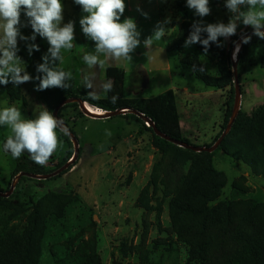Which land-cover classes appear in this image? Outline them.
<instances>
[{
    "label": "rangeland",
    "instance_id": "374dc122",
    "mask_svg": "<svg viewBox=\"0 0 264 264\" xmlns=\"http://www.w3.org/2000/svg\"><path fill=\"white\" fill-rule=\"evenodd\" d=\"M62 3L63 23L73 21L74 31L79 33L82 31L79 20L84 13L75 9L74 0ZM125 3L121 22L125 18L135 20L141 44L131 54V62L107 60L103 67L123 65L124 97L128 103L150 100L172 87L183 137L190 145H213L221 131L231 85L221 73L217 55L224 48L234 61L241 36L250 26L239 23L231 47V36L221 37L223 46L211 44L205 53L202 45L201 51L195 44L185 47V40L194 21L227 24L232 13L225 7V0H209L211 12L203 18L187 7L186 0H125ZM168 18L171 21L164 26L172 28L171 33L146 48L143 41L153 34L158 23ZM203 35L206 38V34ZM180 37L183 38L182 53L197 54L204 72L212 79H221L223 88L206 87L192 76L189 67L179 65L180 54L167 48L174 46ZM83 39L86 52L94 51V42L84 34ZM41 43L46 50L47 40L43 38ZM38 47L40 53L42 48ZM76 49L79 51V43ZM21 50L23 57H29L28 49ZM40 59L37 58L38 65L43 63ZM261 59H264V41H254L247 50L245 67L238 80V112L250 115L264 107ZM81 64L80 56L73 61L76 80ZM138 65L154 72H145L151 77L150 82L142 84V90L136 89L137 94L132 95L131 87L140 85L134 74ZM62 67L66 70L65 65ZM100 69L97 66L91 71L98 74ZM26 71L33 77L26 82L27 97L12 100L11 104L5 89L0 88V108L14 105L25 118L35 119L46 106L38 98L33 68L26 67ZM232 85L234 88L233 81ZM184 87L198 97L187 98L182 92ZM56 101L51 100L50 105ZM76 105L62 106L60 115L77 139L78 157L66 175L50 180L26 177L17 183L13 174L18 163H24L27 170L46 175L64 166L63 162H70L73 142L64 131L59 133L62 146L45 166H39L26 152L16 159L3 151L8 130L0 128V190L6 191L0 192V254L11 264H93L94 259L100 264H205L203 259L190 256V245L173 233L169 214L170 204L175 199L204 203L208 208L204 220L207 224L213 223L225 207L230 208L236 219H242L254 208V223L264 229V178L254 175L243 162L222 152L215 153L208 163L206 156L183 148L178 151L160 149L149 131L142 134L140 142L136 138L122 142L129 132L137 131L141 123L121 117L128 114L126 112L109 119L90 118ZM228 143L245 145V136L233 135ZM88 144L93 153L86 150ZM108 148L112 151L110 160L103 153ZM189 180H194L195 189L185 196L184 187ZM178 221L193 227L201 224V219L178 217ZM28 242L31 248L27 251ZM24 260L27 262L23 263Z\"/></svg>",
    "mask_w": 264,
    "mask_h": 264
},
{
    "label": "clouds",
    "instance_id": "9594fccd",
    "mask_svg": "<svg viewBox=\"0 0 264 264\" xmlns=\"http://www.w3.org/2000/svg\"><path fill=\"white\" fill-rule=\"evenodd\" d=\"M74 3L84 13L79 20L82 33L95 44L94 51L82 57L88 69L82 70V83L85 88L92 89L89 92L91 98L97 99L96 74L91 70L97 66L102 68L107 60L131 62V54L141 44V33L133 18H125L121 22L126 9L125 0H74ZM186 5L201 18L211 12L209 0H186ZM225 7L232 13L227 24H205L202 19L194 21L184 46L199 43L205 53L211 44L222 47L219 38L227 39L235 35L239 23L250 26L253 35L264 40V0H225ZM63 10L62 0H0V85L11 83L19 86L33 79L17 55L18 40L35 41L39 35L47 40L49 48L42 57L43 63L37 66V72L43 74L36 78L39 80L37 90L70 87L67 81L72 79V73L62 67L63 52L76 47L75 31L73 21L63 23ZM21 13L27 17V23H22ZM144 15L147 16L146 13ZM170 21L171 18H168L157 24L153 34L143 41L146 48L171 33L172 28L164 26ZM28 25L33 30L31 37L23 36L20 31L21 27ZM203 34H206V38ZM250 39V36H245L243 43H248ZM33 50L38 51V45L28 44L30 54ZM101 87L104 93L110 92L113 87L111 80L103 82ZM117 99V96H112V103ZM0 128L8 130L3 151L16 159L26 152L39 166H45L62 146L59 133L64 129L59 119L47 108L42 107L35 119H31L25 118L14 105L4 106L0 108Z\"/></svg>",
    "mask_w": 264,
    "mask_h": 264
},
{
    "label": "trees",
    "instance_id": "16d2710c",
    "mask_svg": "<svg viewBox=\"0 0 264 264\" xmlns=\"http://www.w3.org/2000/svg\"><path fill=\"white\" fill-rule=\"evenodd\" d=\"M64 0H62L63 2ZM76 10H80V6H75ZM253 31L250 27L245 33ZM244 33V34H245ZM243 34V35H244ZM242 37V36H241ZM251 39L248 43H242L239 47L237 54L235 55L234 63L236 67L238 80L241 77L245 63L246 53L252 42H262L260 38L255 35L250 36ZM234 36H231L230 47L232 46ZM183 38H177L174 46L168 47V51H174L180 54V65L190 68L192 76L198 81L202 82L206 87L211 88H223L222 80L212 79L203 70L199 57L197 54L184 55L183 50ZM196 49L201 51V44L196 43ZM39 50H33L28 58H25V66L27 68H33L36 86L39 84V80L36 79L41 76V73L37 72V58ZM218 62L220 63V70L223 77L230 81V90L227 102L225 103V112L223 116V122L221 125V131L214 138V142L220 136L221 132L225 129L233 109L234 103V88L232 85L233 78V62L230 60L229 54L225 53V49L222 48L217 55ZM261 66L264 67V59L260 61ZM105 81L111 80L112 90L107 92L105 98L92 99L88 94L84 86L76 85L73 79L68 83L70 87L68 89L55 88L38 91L39 100L44 103L49 111H53L55 107L66 99L78 98L86 104L96 107L100 112H114L117 110H128L121 117L130 118L141 123L144 130L149 131L153 136V141L156 147L164 150L178 151L181 148L165 141L164 139L156 136L152 127H146L145 122L135 116L132 111H136L148 118L153 126L166 136L176 141H181L189 144V141L182 136L179 116L176 109L175 100L172 95V90H168L163 94H160L150 100H139L134 103H128L124 98V71L117 67H107L104 71ZM4 88L8 100L12 103L15 99H24L22 97L19 86L0 85ZM117 96L118 99L115 103H112L111 97ZM57 99V101L50 105V101ZM76 103H69L66 107H76ZM60 115V110L58 112ZM245 136L246 144H229L228 139L231 136L239 135ZM68 141V138L65 136ZM69 142V141H68ZM206 145L204 147H210ZM189 151V150H187ZM192 152V151H190ZM222 152L226 156L231 157L235 161H241L246 164L256 176L264 178V107H259L252 111L250 115L242 112H238L236 115L232 127L229 133L224 137L218 148L212 153H196L206 156L207 162L210 163L211 158L215 153ZM195 153V152H194ZM79 154V153H78ZM77 154V157H78ZM77 159V158H76ZM75 160L70 159L71 165L59 174V176L66 175L72 167L75 165ZM66 161L63 162V165ZM29 173L40 175L35 171L27 170L24 163H18L17 169L14 171L13 176L16 177L20 173ZM53 178V177H52ZM50 178V179H52ZM25 176H20L17 183ZM49 179V180H50ZM222 187L223 183L220 184ZM195 189L194 180L186 182L184 187L185 196H189ZM1 193L6 191L0 190ZM199 197L206 198L202 194H198ZM16 197V196H15ZM210 201V200H209ZM170 223L173 229V233L183 242L190 245V256L203 259L205 264H264V229L259 228L254 223V208L251 209L242 219H236L229 207H225L222 214L215 217L213 223L207 224L204 222L205 217L208 214V208L204 203L198 201L193 202L189 199L178 200L175 199L170 204ZM178 217H185L189 220L201 219V224L197 227L191 225H184L181 221H178ZM31 248V243L28 242L26 250ZM24 260L23 263H26ZM0 264H11L9 259L0 254ZM93 264H100L97 259L93 260Z\"/></svg>",
    "mask_w": 264,
    "mask_h": 264
},
{
    "label": "crops",
    "instance_id": "0c3cea01",
    "mask_svg": "<svg viewBox=\"0 0 264 264\" xmlns=\"http://www.w3.org/2000/svg\"><path fill=\"white\" fill-rule=\"evenodd\" d=\"M81 10V9H80ZM79 11V10H78ZM21 21H22V23H27V17L23 14V13H21ZM20 31H21V34L23 35V36H26V37H28V36H31L32 34H33V30L31 29V26L30 25H28L27 27H21V29H20ZM41 39H43V38H41L39 35H37L36 36V39H35V41H24V40H18V52H17V55L20 57V56H22V50H21V48H25V49H28V44H32V43H34V44H36V45H40V48H42V49H40V53H39V55H38V58H41L42 59V57L45 55V54H47V51H48V48H49V44H48V42H47V46H48V48L46 49V50H44L43 49V44L41 43ZM79 43V51L76 49V47H77V44ZM84 43H85V41H84V39H83V33H82V31H80L79 30V33L76 31L75 32V44H76V47H74L72 50H70V51H65V52H63V57H64V60H63V65H65L66 66V71H71V73H72V79L74 80V82L76 83V85H81V86H84L83 85V83H82V75H83V71H88V69H87V66L86 65H84V63L83 64H81L80 65V73H79V75H78V79L76 80L75 78H74V74H73V61H75V59L77 58V57H79L80 56V58H82L83 57V55L85 54V53H87L86 52V50H85V48H84ZM29 52V51H28ZM29 55H30V53H29ZM22 59H23V62H24V64H25V58H28V57H21ZM40 59V60H41ZM43 60V59H42ZM41 63V62H40ZM58 63V62H57ZM178 63H179V59H178ZM62 65V66H63ZM179 65H180V63H179ZM108 67V66H107ZM107 67H103V68H101L100 70H99V72H98V74H96V84H97V87L95 88V93H96V95L98 96V99H101V98H105V95H106V93H104L103 92V90H102V87H101V85H102V83L103 82H105V77H104V71H105V69L107 68ZM114 67H117V68H120V69H122L123 71H124V67H123V65L121 64V65H119V64H116V65H114ZM83 70V71H82ZM145 72H147V73H149V74H151V73H153L154 71L153 70H151V69H148L147 71L145 70V68L144 67H142L141 65L139 66L138 65V68H137V72H135L134 74L136 75V78H138V80L140 81L139 82V88H136L135 86H132L131 87V94L132 95H136L137 93H135V90L137 89V90H139V92L142 90V87H143V85L145 84V85H147L149 82H150V79H151V77L150 78H148L149 76H147L146 75V73ZM124 76H125V71H124ZM126 77V76H125ZM125 77H124V92H123V96H124V93H125ZM156 77V76H155ZM70 81V80H69ZM69 81H67V83L69 82ZM36 82V81H35ZM25 84V85H24ZM143 84V85H142ZM0 88H2V87H0ZM19 88H20V91H21V94H22V97H24V98H26L27 97V95H26V89H27V86H26V82L25 83H23V84H20L19 85ZM4 89V88H3ZM52 89H55V88H52ZM86 90H87V92H88V94H89V92L90 91H92V89H87L86 88ZM168 90H172V87L171 88H167L166 90H164L163 92H161L160 94H163L164 92H166V91H168ZM36 91H37V87H36ZM132 91H134V92H132ZM172 91H174V90H172ZM6 92V91H5ZM182 92H184V95H186V97L187 98H197L198 97V94H196V93H192V92H190L186 87H184L183 89H182ZM32 94H33V91H32ZM6 95H7V93H6ZM36 97V95H34V98ZM7 98H8V95H7ZM39 98V97H38ZM125 98V97H124ZM9 101V100H8ZM12 104V103H11ZM123 115V114H122ZM141 131H143V133H140ZM142 134H147V131L146 130H144L143 128H142V126H140L138 129H137V131H131V132H129V135L128 136H126L125 138H123L122 139V142H125V143H128V141L130 140V138H136L137 139V142H140L141 141V139H142ZM183 136V135H182ZM91 150L90 152H92V149H91V145H86V150ZM89 153V152H88ZM93 153V152H92ZM104 155L107 157V158H109L108 160H110V158L112 157L111 155H112V151H111V149L110 148H108V149H106L104 152ZM105 163H107L108 164V161H106Z\"/></svg>",
    "mask_w": 264,
    "mask_h": 264
},
{
    "label": "water",
    "instance_id": "95a60500",
    "mask_svg": "<svg viewBox=\"0 0 264 264\" xmlns=\"http://www.w3.org/2000/svg\"><path fill=\"white\" fill-rule=\"evenodd\" d=\"M253 35V31H250V32H247L245 33L241 40H240V44H239V47L242 46V43H243V38L245 36H251ZM233 62V83H234V103H233V109H232V114H231V117L224 129V131L221 133V135L217 138V140L214 142L213 145H211L210 147H199V146H194V145H190V144H187V143H184V142H181V141H176L174 139H171L170 137L166 136L165 134L161 133L159 130H157L152 122L144 117L142 114L136 112V111H132L131 113H133L135 116H137L138 118H141L145 123H148L150 124V126L152 127L153 129V132L156 136L164 139L165 141L167 142H170L180 148H183L185 150H189V151H192V152H195V153H202V152H205V153H212L213 151H215L218 146L221 144L222 140L224 139V137L229 133L231 127H232V124L234 122V119L236 117V115L238 114V107H239V99H240V90H239V83H238V78H237V72H236V67H235V63L234 61ZM66 103H77L78 104V107L79 109L81 110V112L85 115H87L88 117L90 118H98V119H109V118H112L120 113H124V112H127L128 110H117V111H114V112H109V114L105 115V116H95V115H92L91 113L87 112L84 108V103L86 102H82L80 99L78 98H70V99H66L64 100L63 102L59 103L55 109L53 110V115L56 116L59 121L61 122V127L64 129V133L66 136H68L70 138V140L73 142V148H74V151H73V155H72V161L75 160L77 158V154H78V142H77V139L75 138V136L67 129L64 121L62 120V118L59 116L58 112L60 110V108L62 106H64ZM68 165L70 166L71 165V162H68L66 163L64 166H62L60 169L50 173V174H46V175H35V174H29V173H20L16 176V181L20 178V176H25V177H29L31 179H37V180H47V179H50L52 177H55L59 174H61L62 171L66 170L68 168Z\"/></svg>",
    "mask_w": 264,
    "mask_h": 264
},
{
    "label": "bare ground",
    "instance_id": "6f19581e",
    "mask_svg": "<svg viewBox=\"0 0 264 264\" xmlns=\"http://www.w3.org/2000/svg\"><path fill=\"white\" fill-rule=\"evenodd\" d=\"M239 49V48H238ZM84 108H85V110L87 111V112H89V113H91L92 115H95V116H104L106 113L105 112H100V111H98V110H96V108L95 107H88L87 105H86V103H84ZM90 106V105H89Z\"/></svg>",
    "mask_w": 264,
    "mask_h": 264
},
{
    "label": "built area",
    "instance_id": "2783aa9c",
    "mask_svg": "<svg viewBox=\"0 0 264 264\" xmlns=\"http://www.w3.org/2000/svg\"><path fill=\"white\" fill-rule=\"evenodd\" d=\"M96 108V107H95ZM103 112H105V111H103ZM105 113H107V112H105ZM145 126L148 128V127H151L150 126V124H148V123H145Z\"/></svg>",
    "mask_w": 264,
    "mask_h": 264
},
{
    "label": "flooded vegetation",
    "instance_id": "af4514ba",
    "mask_svg": "<svg viewBox=\"0 0 264 264\" xmlns=\"http://www.w3.org/2000/svg\"><path fill=\"white\" fill-rule=\"evenodd\" d=\"M56 171V170H55Z\"/></svg>",
    "mask_w": 264,
    "mask_h": 264
}]
</instances>
